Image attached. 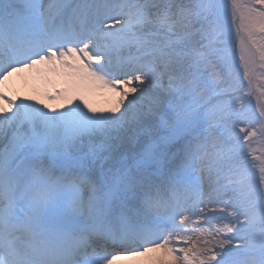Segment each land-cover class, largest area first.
<instances>
[{
    "label": "snow or ice",
    "instance_id": "6c2138e0",
    "mask_svg": "<svg viewBox=\"0 0 264 264\" xmlns=\"http://www.w3.org/2000/svg\"><path fill=\"white\" fill-rule=\"evenodd\" d=\"M39 64L120 101L9 99ZM256 92L264 0H0V264H264Z\"/></svg>",
    "mask_w": 264,
    "mask_h": 264
},
{
    "label": "bare ground",
    "instance_id": "6f19581e",
    "mask_svg": "<svg viewBox=\"0 0 264 264\" xmlns=\"http://www.w3.org/2000/svg\"><path fill=\"white\" fill-rule=\"evenodd\" d=\"M67 62L74 63L71 60ZM58 84L62 88L59 92L60 95L54 94L51 98H48L51 92L49 87L58 88L60 87ZM118 88L120 91L124 90L122 87L118 86ZM3 91L9 99L16 103L23 101L41 107L46 111H64L80 104L85 111L92 109L97 115L111 113L116 108L115 102L120 98L119 95L108 88L79 80L70 74L69 69L60 68L58 64L55 71L52 70L51 65L39 64L30 71L12 72L4 80ZM0 108L7 109L8 105L0 101ZM75 174L83 173L80 169H75ZM161 256L162 254L159 252L149 253L135 259L118 260L117 264H156Z\"/></svg>",
    "mask_w": 264,
    "mask_h": 264
},
{
    "label": "rangeland",
    "instance_id": "374dc122",
    "mask_svg": "<svg viewBox=\"0 0 264 264\" xmlns=\"http://www.w3.org/2000/svg\"><path fill=\"white\" fill-rule=\"evenodd\" d=\"M258 71H260V70L258 69ZM58 86H60V85L58 84ZM49 90H51V92H50V95H49L48 98H51L52 95L57 94V93H56V90H58V93H59V92L62 90V88H61V86L58 87V88L50 86V87H49ZM119 90H120V89H119ZM61 96H62V95H61ZM130 96H131V94H129V97H130ZM58 97H59V96H58ZM119 101H120V98H119L118 101L115 102L116 106H117V104H118ZM125 101H127V98H125ZM125 103H127V102H125ZM103 104H104V103H103ZM250 106H251V108H252L253 110H255V109L257 108V106H264V96H262L259 92H256V93L254 94V96L250 98ZM121 107H122V105H121ZM257 154L260 155V153H257ZM257 162H258V161H257ZM77 170H78V169H77ZM121 255H125V254H121Z\"/></svg>",
    "mask_w": 264,
    "mask_h": 264
}]
</instances>
